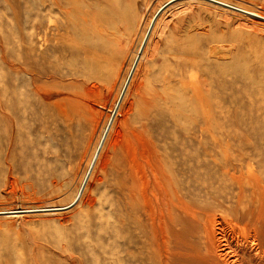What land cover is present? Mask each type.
<instances>
[{
	"label": "rangeland",
	"instance_id": "374dc122",
	"mask_svg": "<svg viewBox=\"0 0 264 264\" xmlns=\"http://www.w3.org/2000/svg\"><path fill=\"white\" fill-rule=\"evenodd\" d=\"M65 2L68 37L45 0H0V85L26 106L13 142L0 117V264H161L154 237L169 264H226L214 230L264 241V20L212 0ZM22 58L54 72L50 95L10 85Z\"/></svg>",
	"mask_w": 264,
	"mask_h": 264
},
{
	"label": "bare ground",
	"instance_id": "6f19581e",
	"mask_svg": "<svg viewBox=\"0 0 264 264\" xmlns=\"http://www.w3.org/2000/svg\"><path fill=\"white\" fill-rule=\"evenodd\" d=\"M44 1V0H43ZM66 0H45V4H44V10L46 11V13H48L50 16L51 15H54V14H58L56 17L55 20H52V17H51V21L52 22V26L54 25V29H56L57 32L59 33H64L63 36H69L71 35V32L69 31V29L63 25L60 20L66 16H69L70 15V10L68 9L69 7L66 6ZM86 1V0H85ZM214 2H217V3H220L222 5H225V6H228V7H233L237 10H240L242 12H245L249 15H252V16H255L257 18H260L262 20H264V14L263 13H258V12H255V11H251V10H248L246 8H243V7H239V6H235V5H232V4H229L223 0H212ZM68 5V4H67ZM71 6V5H70ZM71 9V8H70ZM42 10V11H44ZM73 11V10H72ZM77 11V9L75 10ZM75 11L73 13H75ZM45 13V14H46ZM43 15V14H42ZM45 16V15H44ZM48 16V15H47ZM61 17V18H60ZM48 18V17H47ZM54 18V17H53ZM44 22V21H41V23ZM62 22H64V19H62ZM67 22V21H66ZM40 23V24H41ZM43 25V24H42ZM40 25V26H42ZM72 25V23H71ZM70 25V28L72 27L73 28V25L71 26ZM33 26V25H32ZM31 26V27H32ZM68 26H69V23H68ZM43 28V27H42ZM73 30V29H72ZM74 33V32H73ZM52 39V38H51ZM65 40V39H64ZM52 41V40H51ZM50 41V42H51ZM53 42V41H52ZM54 43V42H53ZM63 43V42H62ZM76 43V42H75ZM52 44V43H51ZM55 44V43H54ZM61 44V43H60ZM59 44V46H60ZM63 45V44H62ZM61 45V47H62ZM65 45V44H64ZM33 46V45H32ZM30 47V46H29ZM45 47V46H44ZM56 47V46H55ZM54 47V48H55ZM59 47V48H61ZM34 49V47H32ZM52 47H49V49H51ZM53 48V49H54ZM69 48V47H68ZM31 49V48H30ZM56 49V48H55ZM36 50V48H35ZM40 51V48L37 49V51ZM44 50H46L44 48ZM37 51L34 53L36 54ZM38 51V52H39ZM52 52V51H51ZM70 52V51H69ZM40 53V54H39ZM38 53V57H41L42 59L46 60L47 57L46 55V51H42V52H39ZM30 54V53H29ZM58 54V53H57ZM56 54V55H57ZM37 55V54H36ZM52 55V54H51ZM63 55V54H61ZM26 56V55H25ZM28 57V56H27ZM25 57V58H27ZM37 57V56H36ZM59 58V57H58ZM67 58V57H65ZM69 58V57H68ZM14 59V61L12 62V65H11V77L9 79V83L10 85L14 88V86H18V81H19V77L20 76H23L24 78H27L28 79V82L32 85V87L34 88V93H36L37 95H40L41 97H45V96H48L50 94L47 93L45 87H44V84L40 83L41 80H42V77L41 76H44V75H50L52 73H46V69L43 70L41 67H36L35 64L31 61H29L28 59L26 60H23L22 58V61H18ZM41 60V59H39ZM38 60V61H39ZM62 60V59H61ZM60 60V61H61ZM18 61V62H17ZM52 62V61H51ZM67 63V62H65ZM66 67H68L67 64H65ZM41 66V65H40ZM51 68V67H50ZM52 70V69H51ZM65 70V69H64ZM64 73V72H63ZM79 73V72H78ZM81 73V72H80ZM62 74V73H61ZM85 74V73H84ZM65 75V74H64ZM71 75V73H70ZM69 75V76H70ZM79 75V74H78ZM82 75V73H81ZM86 75V74H85ZM49 77V76H48ZM68 77V76H67ZM83 77V76H82ZM64 78V77H63ZM86 78V77H85ZM45 79V77H44ZM21 80V78H20ZM79 80V79H78ZM88 80V79H87ZM22 81V80H21ZM24 81V80H23ZM28 83V84H29ZM31 87V88H32ZM27 90V89H26ZM33 90V89H32ZM87 92L89 91V89H85ZM91 92V90H90ZM255 92V91H254ZM31 94V93H30ZM25 97V96H24ZM24 99V98H23ZM264 100V99H263ZM262 100V101H263ZM25 101V100H24ZM121 103V102H120ZM259 105L260 103L262 102H258ZM264 103V101H263ZM260 106H263V105H260ZM259 106V107H260ZM24 110L23 113H25L26 111V106L22 105L21 104V97H20V92L18 90V88H15V89H12L10 92H9V95L8 97L5 99L4 98V90L3 88L1 87L0 85V117L1 119L3 118L4 122H5V125H6V128H7V131L10 135L9 139L11 142H13L14 140V137H15V128H18L17 127V124L19 122V119H20V116L18 114V111L19 109ZM262 108V107H261ZM264 108V107H263ZM119 111V110H118ZM23 115V114H22ZM17 131V130H16ZM19 132V131H18ZM14 135V136H13ZM21 137V136H20ZM16 139V138H15ZM16 141V140H15ZM14 141V143H15ZM19 143V142H18ZM12 144V143H11ZM104 144V143H103ZM14 145V144H13ZM98 146V145H97ZM103 146V145H102ZM11 147V145H10ZM10 151V150H9ZM98 152H100V149L98 148ZM9 154V153H8ZM11 154V153H10ZM96 160V159H95ZM94 166V165H93ZM156 171H154L153 173V182H157L160 186H162V190H163V193L165 192V188H167L170 192H172V190L174 191H177L174 187V182L172 181V177L170 174L166 173L163 169V167H157V169H155ZM58 177V176H57ZM55 183V181H54ZM87 188V187H86ZM172 189V190H171ZM81 199V198H80ZM144 202H150L149 199H147V197L145 196L144 197ZM74 204V203H73ZM72 205V204H71ZM71 205H68L66 207H60V209H65V208H69V206ZM20 209V208H19ZM33 210H37V211H40L42 209H33ZM21 211V210H20ZM19 210H11V211H6L3 213H7V214H12L13 216H18V213L17 212H20ZM25 211V210H24ZM26 212V211H25ZM21 214V213H20ZM19 214V215H20ZM255 225V223H254ZM243 232V234L245 235V232L244 230H241ZM215 230L213 232L214 234V237L216 238V243L217 244V249H218V253H219V256L222 258L224 257L223 259V262H225L226 264H245V262H247L248 264H251L249 261L246 260L247 256L249 257H255L257 258L259 253L258 251H264V241L262 238H260V233L258 231V229H255L253 232H252V235L254 237H252V240L249 241L246 239V241H248L249 243H245V244H239L238 247L234 248V247H231L230 245L232 244L231 242V236L224 233L220 239H222L223 241V244H221L222 241H219V239H217V235L215 234ZM157 233V231H154V234ZM223 233V232H222ZM219 235V234H218ZM220 236V235H219ZM154 243V247L157 248V251H158V254H159V258H160V262L161 264H169V253H168V250L164 244V241H160L158 237H154L153 238V241ZM221 244V245H220ZM234 249V250H233ZM233 250V251H232ZM232 251V252H230ZM139 260H145L146 261V258L142 257V256H139L138 257ZM221 259V260H222ZM150 261V260H149ZM203 263L202 260H197V259H194L192 258L189 263L190 264H201V262ZM144 262V261H143ZM208 262V261H206ZM262 263V260L260 259L257 264H261Z\"/></svg>",
	"mask_w": 264,
	"mask_h": 264
},
{
	"label": "water",
	"instance_id": "95a60500",
	"mask_svg": "<svg viewBox=\"0 0 264 264\" xmlns=\"http://www.w3.org/2000/svg\"><path fill=\"white\" fill-rule=\"evenodd\" d=\"M122 97H123V94H122ZM92 167V166H91ZM91 171V170H90ZM86 179H88V178H86ZM86 181V180H85ZM83 189H84V185H83V187H82V190H81V192L79 193V197L81 196V193H82V191H83ZM79 197H78V199H79ZM77 201V200H76ZM75 204H76V202H75ZM74 204V205H75Z\"/></svg>",
	"mask_w": 264,
	"mask_h": 264
}]
</instances>
